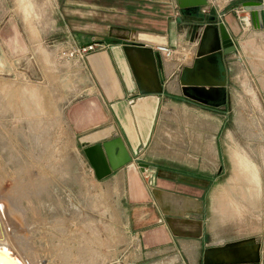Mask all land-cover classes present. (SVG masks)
Segmentation results:
<instances>
[{"label":"rangeland","instance_id":"1","mask_svg":"<svg viewBox=\"0 0 264 264\" xmlns=\"http://www.w3.org/2000/svg\"><path fill=\"white\" fill-rule=\"evenodd\" d=\"M80 1L0 0V235L9 231L1 244L11 242L30 264H162L165 259H151L141 249L140 234L130 224L125 189L113 180L115 171L98 179L87 146L62 119L68 95L79 93L76 86L83 83L81 75L76 76L79 64L46 57L34 61L31 55L20 60L2 57L7 49L2 35H12V25L25 31L27 23L51 24L65 9L80 10ZM82 1L91 4L87 12L103 7L98 5L102 0ZM42 46L55 53L70 45ZM255 54L250 52L244 63L236 60L230 75L220 58L216 74L206 64L198 67L205 72L197 77V91L189 98L199 100V106L210 94L207 90L217 95L211 108L217 138L200 141V108L184 107L171 97L162 108L151 145L155 152L149 153L154 158L149 160L194 172L204 163V147H217L218 194L210 237L219 245L207 249L249 244L259 249L250 254L259 251V264H264V59ZM201 111L207 114L210 108ZM204 131H209V123L202 124ZM22 243L28 247L25 253L20 251ZM245 250L229 249L222 259H240L247 255ZM179 264L190 263L181 259Z\"/></svg>","mask_w":264,"mask_h":264},{"label":"crops","instance_id":"2","mask_svg":"<svg viewBox=\"0 0 264 264\" xmlns=\"http://www.w3.org/2000/svg\"><path fill=\"white\" fill-rule=\"evenodd\" d=\"M213 1L215 16L211 12L203 14V7L180 9L177 0H102L98 5L103 7L93 6L96 8L93 12L85 10L91 7L90 2L81 0L77 4L80 10L65 9L51 24L27 23L24 26L27 31L12 25L13 34L3 32L2 35V43L7 45L2 57L7 60H20L29 55L34 61L45 57L50 62L59 60V49L55 53L42 49L46 43H97L106 47L82 62L74 61L81 70L76 76L81 75L83 83L79 84L80 89L78 84L76 86L79 93L68 95L70 100L62 119L74 137L90 145L118 138L123 141L132 161L113 172V180L125 189L130 224L140 234L141 249L151 259H165L162 264H179L181 259L197 264L204 260L208 247L219 245L210 237L218 194L217 147L212 144L204 147V163L194 172L150 161L154 158L149 153L155 152L151 145L162 108L169 105L171 97L183 102L184 107L186 104L199 107L201 114L196 118L199 140L217 138L216 131H212L217 118L211 109L216 107L217 95L212 96L207 90L210 94L197 106L198 101L189 98L192 91H187L182 83L189 82L199 61V52L210 50L221 40L220 23L237 46L235 53L224 56L229 75L236 60L244 63L246 57L250 58V52L264 59V29L255 28L252 18L249 23H241L235 12L245 0ZM210 25L213 28L208 30ZM125 44H143L154 50L161 45L180 48L174 61L155 51L161 56L158 74L162 93H140L123 51ZM202 108H210V112L203 114ZM203 123H209V131L204 133ZM119 153L116 146L114 156L119 157ZM141 163L156 167L155 176L149 169L143 170ZM239 246L248 251L240 257L244 260L254 258L255 254L250 253L259 250L249 244Z\"/></svg>","mask_w":264,"mask_h":264},{"label":"water","instance_id":"3","mask_svg":"<svg viewBox=\"0 0 264 264\" xmlns=\"http://www.w3.org/2000/svg\"><path fill=\"white\" fill-rule=\"evenodd\" d=\"M177 3L180 9L199 10L208 5V0H177ZM242 7L246 12L251 14L254 27L257 29H264V2L262 0H249L243 2ZM211 14L215 16L216 10L212 9ZM211 28H213L211 25L207 27L208 30ZM219 29L221 32V40L210 50L199 52V61L193 69L191 77H189V82L183 81L182 84L183 86H186L187 91H197V77L205 72L204 69H199L198 67L206 64L210 67V73H215L216 70H218L215 69L218 67V59L216 58L219 57L221 60H225L224 56H229L237 51V46L230 38V35L226 32L224 24L220 23ZM123 51L137 81L140 93L143 95H157L162 93L163 88L158 74V66L161 61L160 54L155 53V50L152 47L143 44H125L123 45ZM222 86H224V83ZM83 146H87L85 153L94 168L98 179L107 177L113 171H117L132 161V157L129 155L123 141L119 138L108 142L97 143L95 145L83 142ZM116 146H118V150L120 151L119 157H115L113 154V149L116 148ZM140 167H142L143 170L149 169L153 176H155L157 171L156 167L149 166L147 163H141ZM239 245H241V243L226 245L223 248L207 249L205 251L204 264L260 263L259 252L255 255L254 259L250 260L237 259L234 261H227L221 259L223 253H227L229 249L233 251ZM1 255L6 261H8V264H30L25 260L26 258L21 259V257H19V255L7 244H0V256ZM214 257L216 259H213ZM0 264L5 263L0 262Z\"/></svg>","mask_w":264,"mask_h":264},{"label":"built area","instance_id":"4","mask_svg":"<svg viewBox=\"0 0 264 264\" xmlns=\"http://www.w3.org/2000/svg\"><path fill=\"white\" fill-rule=\"evenodd\" d=\"M264 2V0H262ZM215 6L213 0H208V5L202 8L203 14H210L211 9ZM237 17L241 23H249L251 19V14L246 12L241 6L235 9ZM245 14V15H244ZM106 48L104 45H99L97 43L82 45V44H71L69 47L61 48L58 50L57 56L66 61H80L85 60L89 55ZM179 47H168V46H157L155 51L164 55V57L170 61L176 60L179 54ZM147 170V169H146Z\"/></svg>","mask_w":264,"mask_h":264},{"label":"bare ground","instance_id":"5","mask_svg":"<svg viewBox=\"0 0 264 264\" xmlns=\"http://www.w3.org/2000/svg\"><path fill=\"white\" fill-rule=\"evenodd\" d=\"M11 213H12V212H11ZM13 214H14V213H13ZM13 214H12V215H13ZM6 215H7V214H6ZM0 217H1V215H0ZM6 217H7V219H8V216H6ZM4 219H5V217H4ZM10 220H11V219H10ZM1 221H2V219H1ZM13 222H14V220H13ZM7 224L9 225V227L11 226V222H10L9 220H7ZM4 225H5V224H4V222H3V225H2L3 228H5ZM15 226H16V225H15ZM7 228H8V227H7ZM5 231H7V232H5ZM4 232H5V233H3V234L8 236L9 231L6 229V230H4ZM3 234L1 233V235H0V244H1V243H4V242H7V241L4 240L5 237H4ZM16 238H17V237H16ZM18 238H20V237L18 236ZM20 241H22V239L19 240V242H20ZM15 242H16V241H15ZM22 242H24V240H23ZM9 243H10V245L12 244L11 242H9ZM2 245H5V244H2ZM10 245H9V246H10ZM12 245H13V244H12ZM21 245H22V246H21V248H20V249H21L20 251H23V253H25L26 250H28V247H25V245H24L23 243H22ZM13 246H15V245H13ZM10 247H11V246H10ZM11 248H12V247H11ZM18 248H19V247H18ZM12 249H13L15 252L17 251V249H15V247L12 248ZM245 251H246V250H245ZM17 253H18V251H17ZM19 255H20V254H19ZM20 256H21V255H20ZM26 256H27V255H26ZM22 257H23V256H22ZM0 262H3V263H5V264H8V261H6V260L3 258L2 255L0 256ZM33 262H34V261H33ZM35 264H36V263H35Z\"/></svg>","mask_w":264,"mask_h":264},{"label":"trees","instance_id":"6","mask_svg":"<svg viewBox=\"0 0 264 264\" xmlns=\"http://www.w3.org/2000/svg\"><path fill=\"white\" fill-rule=\"evenodd\" d=\"M243 1V0H242ZM245 1H249V0H245Z\"/></svg>","mask_w":264,"mask_h":264}]
</instances>
